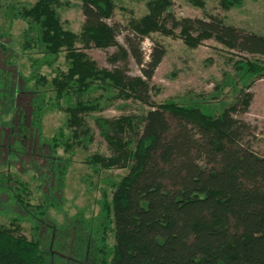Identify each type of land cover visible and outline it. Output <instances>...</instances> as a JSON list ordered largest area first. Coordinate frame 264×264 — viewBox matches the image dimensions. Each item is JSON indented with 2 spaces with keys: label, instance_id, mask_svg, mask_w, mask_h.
I'll list each match as a JSON object with an SVG mask.
<instances>
[{
  "label": "trees",
  "instance_id": "16d2710c",
  "mask_svg": "<svg viewBox=\"0 0 264 264\" xmlns=\"http://www.w3.org/2000/svg\"><path fill=\"white\" fill-rule=\"evenodd\" d=\"M34 1L17 13L28 26L25 38L33 33L44 54L57 58L63 53L67 62L66 71L50 81L51 100L67 115L51 141L52 152L61 146L65 151L86 149L94 141L88 119L112 102L146 108L139 115L92 117L108 154H95L91 164L104 171L127 170L103 204L114 243L109 256L101 250L98 264H264V154L254 149V128L240 118L254 98L249 90L264 79V36L227 24L218 15L177 18L171 13L173 0H150L147 13L132 16L128 27L108 22L119 0H79L84 22L74 33L59 19L60 0ZM189 1L205 7V0ZM217 1L225 12L243 0ZM123 29L132 32L125 47L117 40ZM175 31L187 47L212 40L245 55L232 62L242 87L234 83L231 102L154 99L160 91L152 81L166 49L155 43L146 56L141 44L154 34L175 37ZM113 47L118 52L110 59L122 66L112 70L99 67L86 53ZM130 59L140 75L129 74ZM33 97L28 127L25 116L18 115L20 142L26 132L32 133L30 141L41 137L47 105L44 96ZM22 198L18 195L20 202ZM53 250L39 239L0 227V264H50Z\"/></svg>",
  "mask_w": 264,
  "mask_h": 264
},
{
  "label": "rangeland",
  "instance_id": "374dc122",
  "mask_svg": "<svg viewBox=\"0 0 264 264\" xmlns=\"http://www.w3.org/2000/svg\"><path fill=\"white\" fill-rule=\"evenodd\" d=\"M149 1L119 0L108 22L128 27L132 16L140 18L147 13ZM34 2L0 1V227L10 228L29 240L39 239L47 249L53 247L50 264H98L104 254L109 256L114 243L113 224L105 215L103 204L111 200L114 185L127 170L104 171L91 164L95 154H108L107 144L92 117L114 119L139 115L146 108L137 103L112 102L88 119L94 134L92 144L86 149L76 146L67 151L61 146L52 152L51 141L64 127L67 115L53 104L50 81L59 71H66L67 62L63 53L57 58L44 54L34 43L33 33L25 38L28 26L17 13ZM56 10L66 30L80 32L84 17L79 0H60ZM171 13L177 18L218 15L227 24L264 36V0H243L225 12L217 0H205L204 8L192 5L189 0H173ZM131 33L130 29L121 30L118 44L125 47L124 39ZM175 34V37L154 34L141 44L146 56L155 43L166 49L152 81L160 93L153 98L159 103L231 102L234 83L242 87L232 62L245 55L229 51L212 40L190 48L177 36L178 31ZM27 41L30 48H25ZM117 52L115 47L86 50L99 67L108 70L122 66L121 62L110 59ZM128 69L130 75H140L134 60L130 59ZM249 91L254 98L249 112L240 118L254 128V149L264 154V79ZM36 94L44 96L47 105L42 115L41 137L30 141L32 133L26 132L24 142H20L18 115L25 116L28 127ZM66 105L65 101L60 102L62 108ZM64 131L68 135L67 129ZM18 138L19 143L14 144ZM18 195L23 197V202L18 200Z\"/></svg>",
  "mask_w": 264,
  "mask_h": 264
}]
</instances>
